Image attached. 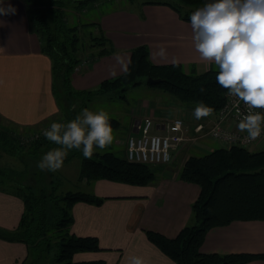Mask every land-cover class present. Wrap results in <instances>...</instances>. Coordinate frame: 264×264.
Segmentation results:
<instances>
[{"label": "crops", "instance_id": "1", "mask_svg": "<svg viewBox=\"0 0 264 264\" xmlns=\"http://www.w3.org/2000/svg\"><path fill=\"white\" fill-rule=\"evenodd\" d=\"M141 1L127 0L125 5L113 3L87 18L82 17L86 11L80 18L78 15L72 17L78 24L82 20V24H91L84 27L90 30V36H98L101 31L117 50L94 60L82 59L71 74L74 90H91L101 81L122 74L120 60L127 63L130 51L141 45L148 48L149 59L154 65L179 64L186 73L195 74L218 70L214 63L199 59L192 42L190 22L181 20L166 5H141ZM8 4L16 12L0 15V120L17 128L40 127L59 113L52 92L51 61L41 52L40 39L31 28L25 1L4 0V6ZM112 72L116 75H111ZM153 93L156 94L149 100L139 99L129 110L128 134L126 138L118 137V143L119 138L126 140L134 134L135 122L147 115L152 116L156 124L185 115L186 126L191 129L195 123L209 128L216 120V113L197 120L193 116L195 108L179 104L161 90ZM226 126L237 130L230 122ZM218 148H221L218 142L205 136L194 147L181 146L173 154L166 171L159 172L152 183L144 186L107 180L81 181L88 188L83 192L105 200L99 205L75 203L71 208L70 232L79 237H95L100 250L77 253L73 260L129 264L132 256H139L146 264H175L147 239L145 233L153 231L174 238L189 224L191 205L198 197L199 188L179 180L177 174L189 156H200ZM245 148L250 152L262 151L264 142ZM23 208L18 194L0 188V264H24L25 244L7 239L17 227ZM199 251L203 254H264V221H233L211 228ZM247 264H264V261Z\"/></svg>", "mask_w": 264, "mask_h": 264}, {"label": "trees", "instance_id": "2", "mask_svg": "<svg viewBox=\"0 0 264 264\" xmlns=\"http://www.w3.org/2000/svg\"><path fill=\"white\" fill-rule=\"evenodd\" d=\"M29 22L39 37L41 52L51 61L52 92L66 122L72 120L94 98L108 96L124 100L129 89L139 85L158 88L179 104L195 108L203 102L216 113L226 101L227 90L216 81L218 70L203 73H186L179 64L154 65L145 45L130 51L129 74L101 81L95 88L76 91L71 85V74L82 61L85 45L80 42L77 26L67 23L66 9H85L86 5L99 4V0H24ZM110 4L115 0H100ZM135 2L136 0H128ZM209 0H142L140 4H162L171 8L178 17L190 22L189 17ZM91 25L82 24L86 27ZM87 49L94 60L117 52L100 31L90 36ZM159 80L149 85L147 79ZM204 91L201 92L200 89ZM62 102V103H61ZM78 106V108L76 107ZM77 109H74V108ZM63 110V109H62ZM113 130L119 122L110 118ZM17 128V127H16ZM0 145L11 154L18 153L11 144L12 138L0 132ZM46 140H34L32 149L46 144ZM70 154L68 159L75 157ZM78 180L87 183L107 180L134 186L152 183L155 172L144 164L128 162L112 152L94 153L91 159L79 157ZM2 170V169H1ZM16 175L12 170L0 172V188L18 194L23 202V213L15 230L8 235L10 241L25 244L27 254L24 264H104L103 261L75 262L77 253L99 251L95 237H79L70 232L71 208L77 202L101 204L105 198L85 192H67L57 195L58 184L50 181L47 186L33 188L8 177ZM181 181L199 188V194L191 205V223L184 226L174 238L146 231L147 239L175 264H247L264 261V254H203L199 248L206 233L233 221H264V150L250 152L241 146L218 148L200 156H189L177 174ZM8 182L13 185L2 187ZM47 187V188H46ZM0 237H2L0 235ZM4 237V236H3Z\"/></svg>", "mask_w": 264, "mask_h": 264}, {"label": "clouds", "instance_id": "3", "mask_svg": "<svg viewBox=\"0 0 264 264\" xmlns=\"http://www.w3.org/2000/svg\"><path fill=\"white\" fill-rule=\"evenodd\" d=\"M15 12L11 4L5 7L4 0H0V15ZM189 20L199 59L216 65L217 83L233 98L239 116L237 131L247 133L248 141L256 140L264 131V0H209L192 12ZM120 63L124 73L129 74L131 61L125 63L121 59ZM213 112L214 109L199 102L193 116L200 120ZM42 134L57 146L37 162L36 167L47 172L62 169L74 149L91 159L94 152L104 153L115 139L110 115L103 108L98 111L84 108L66 123L52 122ZM129 264L146 261L132 256Z\"/></svg>", "mask_w": 264, "mask_h": 264}, {"label": "rangeland", "instance_id": "4", "mask_svg": "<svg viewBox=\"0 0 264 264\" xmlns=\"http://www.w3.org/2000/svg\"><path fill=\"white\" fill-rule=\"evenodd\" d=\"M137 2L141 0H136ZM99 4H94V5H86L85 9L81 10H76L73 8H68L66 9V15H67V23L69 26H77L78 27V32H79V37H80V42L85 45V51L81 53V56L83 59L89 58V54L96 52L98 49H94L93 51H90L87 49V45L90 42L89 38V31L90 30H84V27L81 26L83 23H76L73 22L74 15H78V18H80L81 14L83 12L82 17L87 18L91 14H94L95 12H102L105 9L109 8L110 3L105 2V1H98ZM116 5H125L127 3V0H115ZM98 7V8H97ZM88 32V33H87ZM155 90L158 91L160 89L154 87H149L146 85H139L135 88L129 89L126 93V97L124 100L118 99V98H108V96H101L94 98L90 103H88L87 107L88 109L92 111H98L99 109L103 108L105 111H107L110 115V118H114L119 122V127L115 130L114 132V142H116V145L113 144L105 151V152H112L118 157L125 158V142L126 140L120 139V143H118V137H125L128 134V128L126 127L127 124V119H128V112L132 108L135 107L136 102L139 99H143L144 97L146 99H150L152 95L156 94L153 93L155 91H149ZM90 90V89H89ZM81 91H86V90H81ZM62 103V102H61ZM61 110L59 108V113L53 120H50L48 123L44 124L43 126L40 127H35V128H16L13 126H10L6 124L4 121L0 120V132H6L8 134V137L13 141H11V144L14 143L16 140L17 143L15 142V145H13L16 149H18V153L11 154L8 149L6 150L0 145V172L2 170H12L16 175H12L11 173H6L8 177H11L12 179L16 180V182H21L23 184L29 185L33 188H39L41 186H47L50 181H53V184H58L57 190L54 192L55 194L63 195L67 192H83L87 191L86 186L83 182L78 180V172H79V167H80V161L79 157H81L83 154L81 151L78 150H72L69 152L67 158L64 161V165L62 169L56 171V172H47V171H41L39 170L36 165L37 162L41 159V157L50 149L57 147L55 144L51 143L48 141L42 134V129L47 128L52 122H60V123H66L65 118L63 117V113L66 111L65 105ZM78 108V106H76ZM74 109H77V108ZM144 117H151L150 115L144 116ZM216 120L214 121V123ZM198 123H195L193 128H188L187 132V137H189L188 143L186 146L194 147L196 146V143L199 142V139H202V137H199V134L194 133V127ZM214 125V124H213ZM204 127V126H203ZM212 126L209 128H204L205 131L210 130ZM230 130V129H229ZM30 134H35L37 137V140H41V138H44L46 140V144L40 145L37 147L38 149L33 150L32 143L33 139H31ZM206 136V135H205ZM197 137V139H196ZM213 140V139H210ZM215 142H218L221 146V148H228L230 146H225L223 143L213 140ZM1 142V141H0ZM1 144V143H0ZM236 146V145H232ZM73 152L76 153L75 157L68 159L70 154ZM94 153H100V152H94ZM206 154V153H205ZM203 155V154H202ZM148 165L154 172H155V177L158 176L159 172L162 173L166 171V166L170 165ZM184 164V163H183ZM183 166V165H182ZM182 168V167H181ZM180 168V169H181ZM2 169V170H1ZM180 171V170H179ZM13 185V184H11ZM10 183L6 182L5 185H2V187H9L11 186ZM47 188V187H46ZM191 223V216H190V222ZM188 224V225H189Z\"/></svg>", "mask_w": 264, "mask_h": 264}, {"label": "built area", "instance_id": "5", "mask_svg": "<svg viewBox=\"0 0 264 264\" xmlns=\"http://www.w3.org/2000/svg\"><path fill=\"white\" fill-rule=\"evenodd\" d=\"M241 107H243L242 104ZM186 117L185 115L183 117L178 116L158 124L151 117H143L135 122L133 126L135 133L127 137L125 142V159L131 163L144 165L169 164L172 161L173 154L190 141L187 137L189 127L186 126ZM227 122L237 126L239 116L233 98L226 93V101L216 112V122L212 125V128L205 131L202 124H197L194 127V133L199 134L198 139L206 135L205 137L217 140L227 147L236 145L245 148L251 144L264 142V131L256 140L248 141L245 139L247 133L233 131L226 126ZM262 128H264V125H262ZM30 136L31 139L37 140L35 134H30Z\"/></svg>", "mask_w": 264, "mask_h": 264}, {"label": "water", "instance_id": "6", "mask_svg": "<svg viewBox=\"0 0 264 264\" xmlns=\"http://www.w3.org/2000/svg\"><path fill=\"white\" fill-rule=\"evenodd\" d=\"M147 83H148L149 85H156V84H159L160 81H159V80H153V79H151V78H148V79H147Z\"/></svg>", "mask_w": 264, "mask_h": 264}]
</instances>
